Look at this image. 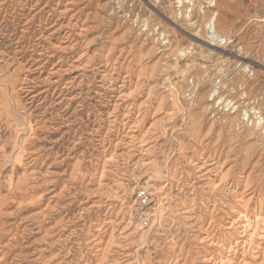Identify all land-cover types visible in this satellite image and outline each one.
<instances>
[{
	"label": "rangeland",
	"instance_id": "374dc122",
	"mask_svg": "<svg viewBox=\"0 0 264 264\" xmlns=\"http://www.w3.org/2000/svg\"><path fill=\"white\" fill-rule=\"evenodd\" d=\"M0 264H264V0H0Z\"/></svg>",
	"mask_w": 264,
	"mask_h": 264
},
{
	"label": "bare ground",
	"instance_id": "6f19581e",
	"mask_svg": "<svg viewBox=\"0 0 264 264\" xmlns=\"http://www.w3.org/2000/svg\"><path fill=\"white\" fill-rule=\"evenodd\" d=\"M216 25H215V23L213 21H211L209 23L208 28H207L208 33L206 34L207 35V39H209L210 42H212V43L214 42V44H219V46H222L224 43L227 42L226 40H228V39H226L224 36H220L219 35V33L216 30Z\"/></svg>",
	"mask_w": 264,
	"mask_h": 264
},
{
	"label": "built area",
	"instance_id": "2783aa9c",
	"mask_svg": "<svg viewBox=\"0 0 264 264\" xmlns=\"http://www.w3.org/2000/svg\"><path fill=\"white\" fill-rule=\"evenodd\" d=\"M226 42V41H225ZM227 43V42H226ZM226 43H224V44H226Z\"/></svg>",
	"mask_w": 264,
	"mask_h": 264
}]
</instances>
